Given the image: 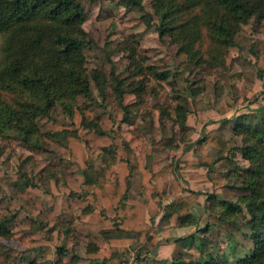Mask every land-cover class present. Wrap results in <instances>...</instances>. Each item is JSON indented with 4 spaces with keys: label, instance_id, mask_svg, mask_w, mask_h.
Returning a JSON list of instances; mask_svg holds the SVG:
<instances>
[{
    "label": "trees",
    "instance_id": "16d2710c",
    "mask_svg": "<svg viewBox=\"0 0 264 264\" xmlns=\"http://www.w3.org/2000/svg\"><path fill=\"white\" fill-rule=\"evenodd\" d=\"M151 6L154 13L145 11L126 26L155 27L161 39L167 36L178 45V53L187 57L188 65L206 67L203 70L225 63L243 26L252 19L264 22V0H151ZM121 7L145 10L144 0H101L97 20L117 18ZM86 19L80 0H0V129L14 130L37 155L44 149L32 137L43 135L57 148V163L67 170L66 180L51 177L48 189L42 185L44 168L40 166L23 190L15 193L13 187L8 188L12 198L20 199L19 206L0 212V238L17 245L0 250V258L8 263L31 256L30 264H126L136 245H142L138 261L148 259L157 246L153 243L154 222L162 213V202L168 200L162 186V157L178 149L179 134L167 138L155 132L152 140L146 141L135 131L116 130V125H134L151 95L156 99L153 109L161 118L183 133L194 130L187 124L189 112L181 97L166 84L175 58L167 54L148 68L155 87L146 85L145 70L138 66L132 76L135 86L117 81L113 92L107 93L105 76L94 71L100 95L106 105L116 104V114L104 111L97 124L87 123L75 104L81 96L93 97L85 73L86 61L94 55L83 28ZM254 31L249 29L250 34ZM130 52L134 64L137 49ZM255 55L257 64L263 66L264 55ZM7 91H20L31 101L16 110L4 100ZM58 102L68 113L67 121L52 116ZM235 120L232 131L242 146H232L219 130L203 133L195 144L200 161L188 163L186 168L209 167L206 176L215 190L229 187L233 174L245 172L242 185L233 187L244 194L231 202L212 193L203 207L202 192L177 196L170 222L180 228L195 227L196 232L174 241L184 251L175 253L170 264H264V106ZM209 146L218 150L215 162L207 155ZM239 153L250 163L248 168L236 162ZM21 162V172L26 173L27 157L22 156ZM216 164L227 170L221 179L211 175ZM180 170L177 166L178 178ZM5 175L0 171V178ZM17 175L15 172V180ZM136 176H141L142 186L139 194L132 195ZM243 207L249 215L246 225L253 233V250L232 263L213 254L215 243L209 235L217 230L216 241L225 233L235 238L240 224L234 216ZM196 208L202 210L198 217ZM204 215L206 223L201 225ZM82 248L84 256L79 254Z\"/></svg>",
    "mask_w": 264,
    "mask_h": 264
},
{
    "label": "rangeland",
    "instance_id": "374dc122",
    "mask_svg": "<svg viewBox=\"0 0 264 264\" xmlns=\"http://www.w3.org/2000/svg\"><path fill=\"white\" fill-rule=\"evenodd\" d=\"M80 2L87 15L83 28L88 33L94 52V55L89 57L85 64V73L90 81L93 97L87 99L81 96L75 102L85 115L87 123L97 124L99 115L104 111L116 114V104L106 105L100 95V89L94 81V71L103 73L105 76L107 93L113 92L117 81H123L125 86H135L137 82L132 76L138 66H142L145 70L146 85L155 87L156 80L151 76L148 68L155 65L158 59L171 54L175 58V65L169 67L171 76L166 84L174 95L181 97L182 104L189 112L187 124L194 130L183 133L174 123L161 118L159 113L153 109L156 99L151 95L147 96L144 107L140 110V119L132 126L117 123L116 130L129 129L135 131L146 141H151L155 132H161L167 138L172 137L175 133L179 134L178 149L169 150L162 157L161 166L164 169L162 186L165 197L169 198L166 194V186L170 196L176 195L175 198L181 197L184 187L187 186L204 194L200 198L202 207L206 203L207 196L212 193L216 194L219 200L239 201L244 193L238 189H233V187H240L244 178L247 177V173L233 174L227 182L229 187L215 190L206 176L209 167L186 168L188 163L200 161V157L195 153V145L189 146L188 142L192 140L198 142L203 133L219 130L231 142L232 146H242L241 139L235 137L232 131L235 126V119L249 115L252 111L264 106V65L260 67L257 64L258 58L255 55V52L264 55V22L260 24L252 19L248 26H243L237 35L236 45L229 50L224 59L225 63L220 67L203 70L206 67L198 68L188 65L187 57L178 53V45L172 43L167 36L161 39L155 27L144 29L126 26L127 21L142 17L145 11L154 13L151 0H144V11L139 9L128 10L121 7L117 18L102 22L97 20L101 0H80ZM251 28L255 31L250 34L249 29ZM133 48L137 49V58L134 64L130 59V51ZM135 64H137L136 67ZM3 97L16 110L21 109L31 101L26 94L20 91L3 92ZM254 99L255 102L253 103ZM136 111L138 110H135L134 113ZM51 112L52 116L60 121L69 119L61 102H58ZM258 121V117L253 119L254 123ZM32 138L43 147V154L37 155L30 150L17 137L14 130L0 129V171L6 172V175L0 178V212L8 211L20 205V199L12 198L8 188L13 187L15 193L23 190L26 181L37 166L44 168V177L41 182L46 189L49 188L51 177L58 176L60 182L66 180V168L56 161L57 148L47 142L41 134ZM217 154L216 148L212 146L207 148V155L212 162L217 160ZM22 156L27 157L26 173L21 172ZM236 162L244 169L250 166V163L244 160L240 153ZM177 166L181 169L180 174L182 176L180 178L175 173ZM213 170L211 175L218 179L223 178L227 173V170L219 168L218 164L214 166ZM15 172L18 173L16 180ZM189 175L191 176L187 177ZM77 177L81 178V174H78ZM133 183V192L140 193L141 183L139 179L137 178ZM201 211V209L196 208L197 217L200 216ZM166 214L169 215V210ZM206 217L207 215H204L201 218V225L206 223ZM234 218L240 224V231L236 232L235 238H229L225 233L220 240L216 241L217 230H213L209 235L215 243L213 254L216 257L228 259L232 263L251 255L253 250L251 239L253 233L246 225L247 220H249L247 210L243 207V211L236 214ZM192 228L196 230L195 227ZM191 229L185 231L189 232ZM195 232L190 231L192 234ZM10 248H17V245L0 238L1 252ZM181 251L184 250L178 248L176 253ZM186 252L187 250H185ZM79 254L84 255L83 248L79 250ZM31 258V256H25L12 263L0 258V264H30Z\"/></svg>",
    "mask_w": 264,
    "mask_h": 264
},
{
    "label": "crops",
    "instance_id": "0c3cea01",
    "mask_svg": "<svg viewBox=\"0 0 264 264\" xmlns=\"http://www.w3.org/2000/svg\"><path fill=\"white\" fill-rule=\"evenodd\" d=\"M196 143H197V140H192V141L188 142V145L193 147V145H195ZM186 148H189V147H186ZM200 173H201V171H200ZM190 176L191 175H189L187 177H190ZM137 178L139 179L141 186H142L141 176H136L135 178H133L132 179V195L139 194V193L133 192V185H134L133 182ZM141 186L139 188V191L141 189ZM165 188H166V194L169 198H168V200L162 202V206H163L162 213L156 218V220L154 222L155 232L153 234V237H154L153 243L157 245L156 249H155V250H157L156 257H153L151 254L148 259L143 260V261H138L137 260V253H138V250L140 249V247L142 246L141 244H139V245H136L134 247L133 255L128 259V262L126 264H170L174 258L176 250L178 249L177 244L174 241L176 239L192 235V233H190V231L191 232L196 231V230H194V228L191 229V227L180 228L175 223L170 222L169 218H170V215L172 213L171 205L174 202L176 195L170 196L169 189L167 188V186ZM201 190L203 191V189H201ZM191 191H195V190L193 188H189L187 186L184 187L183 192L181 193V197L189 196ZM203 192H205V191H203ZM142 199H146V197H142ZM168 210H169V215H167V214L165 215V213L168 212ZM186 229H191V230L189 232H187V231H185ZM80 255H82V254H80ZM82 256H84V255H82Z\"/></svg>",
    "mask_w": 264,
    "mask_h": 264
},
{
    "label": "water",
    "instance_id": "95a60500",
    "mask_svg": "<svg viewBox=\"0 0 264 264\" xmlns=\"http://www.w3.org/2000/svg\"><path fill=\"white\" fill-rule=\"evenodd\" d=\"M156 254H157V250H154L153 253H152V256L156 257Z\"/></svg>",
    "mask_w": 264,
    "mask_h": 264
}]
</instances>
